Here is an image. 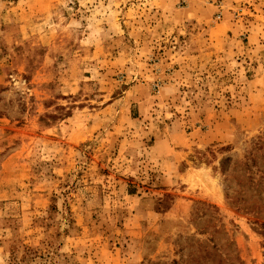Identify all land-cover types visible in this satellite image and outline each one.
<instances>
[{
	"label": "rangeland",
	"instance_id": "rangeland-1",
	"mask_svg": "<svg viewBox=\"0 0 264 264\" xmlns=\"http://www.w3.org/2000/svg\"><path fill=\"white\" fill-rule=\"evenodd\" d=\"M261 198L264 0H0V264H264Z\"/></svg>",
	"mask_w": 264,
	"mask_h": 264
},
{
	"label": "trees",
	"instance_id": "trees-1",
	"mask_svg": "<svg viewBox=\"0 0 264 264\" xmlns=\"http://www.w3.org/2000/svg\"><path fill=\"white\" fill-rule=\"evenodd\" d=\"M253 163H254V162H253ZM253 163L251 164V167H252ZM263 199H264V198H261V201H262Z\"/></svg>",
	"mask_w": 264,
	"mask_h": 264
}]
</instances>
